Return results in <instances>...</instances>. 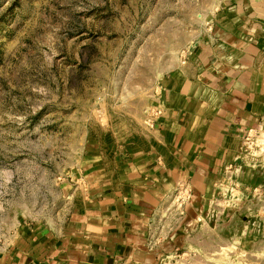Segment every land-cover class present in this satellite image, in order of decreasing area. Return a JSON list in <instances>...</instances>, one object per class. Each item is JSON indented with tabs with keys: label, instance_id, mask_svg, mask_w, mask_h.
Returning a JSON list of instances; mask_svg holds the SVG:
<instances>
[{
	"label": "rangeland",
	"instance_id": "rangeland-1",
	"mask_svg": "<svg viewBox=\"0 0 264 264\" xmlns=\"http://www.w3.org/2000/svg\"><path fill=\"white\" fill-rule=\"evenodd\" d=\"M253 2L0 0V259L145 150L167 93ZM249 130L159 264H264V118Z\"/></svg>",
	"mask_w": 264,
	"mask_h": 264
},
{
	"label": "crops",
	"instance_id": "crops-1",
	"mask_svg": "<svg viewBox=\"0 0 264 264\" xmlns=\"http://www.w3.org/2000/svg\"><path fill=\"white\" fill-rule=\"evenodd\" d=\"M256 1L218 34L215 59L213 49L200 53L201 75L181 77L179 92L167 93L145 150L77 198L60 229L21 239L0 264H159L161 240L185 238L201 188L264 118V55L255 44L264 45V0Z\"/></svg>",
	"mask_w": 264,
	"mask_h": 264
},
{
	"label": "built area",
	"instance_id": "built-area-1",
	"mask_svg": "<svg viewBox=\"0 0 264 264\" xmlns=\"http://www.w3.org/2000/svg\"><path fill=\"white\" fill-rule=\"evenodd\" d=\"M247 131H248V130H247ZM249 131H250V130H249ZM249 131H248V132H249ZM251 132H253V131H250V133H251Z\"/></svg>",
	"mask_w": 264,
	"mask_h": 264
}]
</instances>
